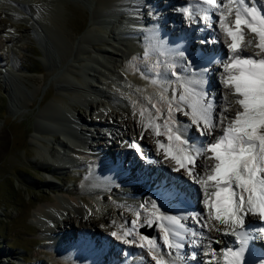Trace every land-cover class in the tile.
<instances>
[{
	"label": "snow or ice",
	"instance_id": "obj_1",
	"mask_svg": "<svg viewBox=\"0 0 264 264\" xmlns=\"http://www.w3.org/2000/svg\"><path fill=\"white\" fill-rule=\"evenodd\" d=\"M178 11L197 25H215L224 38L226 57L211 61L221 68L219 96L208 79L210 67H199L185 51L169 47L153 34L146 37L144 59L153 53L168 59L145 65L140 75L158 90L144 97L148 106L133 115L144 132L151 129L157 138L159 163H170L171 171L200 187L205 211L169 214L163 202L148 199L137 206L131 227L121 235L113 231L111 236L145 249L153 264H177L186 258L181 255L186 244L202 249L205 233L215 230L236 237L240 245L235 250L220 249L225 264H245L250 236L244 230L245 220L256 217L264 224V0H196L195 11L202 15H196L191 4ZM248 33L252 39H245ZM229 96L234 99L229 101ZM177 114L188 119L178 120ZM168 195L180 202L187 193L176 185ZM212 221L225 227H216ZM153 226L158 238L138 231ZM259 232L264 233V227ZM208 243L220 241L209 238ZM215 252L211 248L204 253L211 256L208 264H219ZM190 255L195 259L197 252Z\"/></svg>",
	"mask_w": 264,
	"mask_h": 264
},
{
	"label": "rangeland",
	"instance_id": "obj_2",
	"mask_svg": "<svg viewBox=\"0 0 264 264\" xmlns=\"http://www.w3.org/2000/svg\"><path fill=\"white\" fill-rule=\"evenodd\" d=\"M95 2L96 0H45L35 12L42 22L38 31L34 28V19L28 14L0 10V264H73L72 260L62 258L46 247L48 240L41 237L42 231L31 219L35 208L55 201V197L69 198L71 194L82 196L93 210L86 211L82 224L87 225L92 232L99 229L100 235L107 234L110 238L112 229L129 228L127 212L119 208L106 191L103 192V188L108 185L97 188L81 185L86 177L94 178L93 173L98 168L95 158L82 153L84 159H88L86 162L52 171L51 168L54 167L49 164V160L41 158L38 153L40 146L48 145L52 148L54 137L49 131L55 132L59 127V119L51 123L45 122L38 119V114L45 105L56 106L57 101L64 97H67L68 105L66 109H61L60 114H72L79 124L77 131L81 129L95 134L99 127L108 130L110 140L113 139L111 149L114 154L119 152L118 149L115 150L117 144H123L120 128L112 122L111 113L116 110V105L104 100L101 95L103 92L96 91L95 95L91 94L92 97L90 94L85 98L78 96L74 101L67 96L68 93H59L61 82L58 79L68 66L66 62L76 63L72 58L64 60L63 56H66L70 45L74 44L73 51L78 48L79 36L90 27ZM3 6L10 7L0 0V7ZM93 34L94 38L89 36L87 39H90L82 45L89 50L81 52L84 57L94 55L97 50L112 48L111 43L102 40L107 37L102 28H96ZM248 35L249 33L246 34ZM128 51L122 56L109 57L106 54L107 57H104L106 62L113 63L114 77H104L105 83L90 79L93 84H101L107 90L115 87L119 93L125 91L121 93V97L126 103V109L133 108L132 110L137 111L148 106L144 97L152 95L158 89L150 83V79H145L140 71H136V56ZM3 71L11 72L12 75L8 76L4 72L7 75L5 77L1 73ZM77 76H74L75 81L81 78ZM7 78L10 80L7 81ZM215 78L211 82V88L217 91L219 76L216 75ZM97 88H101L100 85ZM95 98L106 104L105 112L100 114L98 107L102 106ZM46 113L54 114L49 109ZM52 116L57 118L56 115ZM81 125L84 129L80 128ZM36 127L45 131L37 133L34 130ZM150 133L152 136V131ZM33 134L38 135L41 140H34ZM126 145L136 148L129 141ZM88 148L91 150V147ZM106 176L111 181L114 180L110 173H106ZM72 208L67 206L61 208L62 211L54 210L50 217L61 223L70 216L74 229L78 231L80 220L76 218V211ZM196 250L198 253L201 249Z\"/></svg>",
	"mask_w": 264,
	"mask_h": 264
},
{
	"label": "bare ground",
	"instance_id": "obj_3",
	"mask_svg": "<svg viewBox=\"0 0 264 264\" xmlns=\"http://www.w3.org/2000/svg\"><path fill=\"white\" fill-rule=\"evenodd\" d=\"M2 1L4 5L9 4L10 7L3 6L0 7V10L7 9L14 12L18 11V13L25 15L28 14L27 16H30L34 19L33 25L36 31H38L39 28L42 26L41 19L38 18L39 14L37 17L35 12L36 9L45 0H33V1L32 0H2ZM182 1L186 2V4L187 3L191 4L193 6L195 14L202 15V13L195 11L196 0H182ZM162 2L163 0L161 2H159V0H156L153 3L149 4L150 8L154 7V10L157 9V11H154V14L152 13L151 16H148L149 18L147 23L150 24L151 28L148 30L146 37L156 34L161 39H164L162 38V35H164L169 47L176 50L180 49L179 47H181V45L177 44L176 42L177 40L173 37L172 33L170 32L171 28L169 25V21L167 22L165 21L166 17L164 13L166 12V9L165 7L161 6ZM174 2L179 3L181 2V0H174ZM138 4H139L138 0H96L94 11L91 16L90 27L87 30H85V32H83L81 36H79L78 48L76 50L74 49L75 51H73L74 44L70 45L67 49L66 56H63L64 60L68 61V59L72 58L74 59L72 61H76V63L74 65L73 63L65 61L66 63H68L67 64L68 66L66 69L65 68L63 69L64 71L62 70L63 75L58 79L61 82L59 83V88H60L59 93L61 94L68 93L67 96L70 99L75 100V98H77L78 96L85 98L90 94V97H92L91 94L93 93V95H95L94 93L96 91L103 92L104 94L101 95L104 98V100H107L111 104L113 102L116 105L115 107L116 110H112L111 113L113 114L112 122L114 121L115 125L120 128L121 139L123 142V144L122 143L121 145L117 144V146L115 147V150L118 149L119 151L117 154L118 156L117 158L120 157V153H122L124 150L125 151L128 150L127 153L131 154L130 150L127 149V145H126L129 141L132 144L134 143L136 145H139V149L143 151V153L140 154L141 155L144 154V156L146 157L144 162H140V164L134 165L135 167L138 166L136 170H139V168H141V165L144 164L146 165V167L150 166L152 168L158 169L161 172L166 170L167 172L170 173L172 178L176 180H180L182 182H186L188 179L186 180V178L182 177L180 173H175L170 170L171 168L170 163L167 164L159 163L162 157L156 154L157 149H156L155 140L157 138L154 136V134H152L151 136L150 133L151 129H149L147 132H144L143 128L138 125L137 123L138 116L133 115V113L137 111L132 110L133 108L130 110L126 109L125 106L126 103L121 97L122 94L125 93V91L122 92L120 91L119 93V91L115 87H112L113 88L112 90H107L106 88H103L101 84H97V83L93 84L92 83L93 80L90 79L92 78L100 83H105L103 81L105 78L110 77V75L113 77L115 76V74L112 73L113 63L109 61L106 62L104 59L106 54L109 57L110 56L114 57V55L122 56L128 53L129 52L128 50H130L131 53L133 52L136 56L135 59L137 64L136 71L138 70L140 72L145 71L146 64L151 65L156 60L163 61L168 59L167 56H158L155 53H153L152 56H150L147 60L144 59L143 54L146 49L147 43L144 44L143 42L137 40L136 36L134 37L137 28L139 29L142 26L141 21H138L140 22L139 23L140 25H137V23L134 21L132 24L127 25V22H129L131 18L135 20L138 19L136 17L137 16L136 9L134 8ZM185 6L187 5L184 4L180 8H183ZM147 7L148 6H146L145 9ZM177 15L179 16L178 20H182L184 22L191 21L188 20L186 16L179 11ZM53 18H51L52 22H54ZM144 20L146 23L145 14H144ZM171 24L174 25L173 23ZM98 27L102 28V30H104V33H106L107 35V37L102 38V40L107 41V43L110 41L111 43L110 47L112 48H109L107 50H100V51L97 50L95 51L94 55L88 53L89 55L85 57L82 56L81 52L89 51L87 50V48H84L82 45L85 44V42H87V40L90 39V38L87 39L89 36H91V38L93 37L92 35H94L93 34L94 30H96V28ZM213 28L214 29L212 31L208 32L207 40L211 41L213 39L212 36L216 35L217 41L216 43H214V46L217 47L222 53L221 57L219 58L224 59L228 53V50L225 48V44L223 42L224 38L215 31V26H213ZM165 29H167L168 31ZM199 30L200 28L196 29V31ZM97 34L99 35L102 33H97ZM252 38L253 35L250 33L248 36H246V39H252ZM198 39H202V37ZM178 40H183V38L179 37ZM182 46L184 47L185 52L187 53L186 50L189 49L188 44ZM126 50L128 52H126ZM249 50L253 51V49H249ZM205 59L206 58L203 57L202 61ZM208 64H209L208 67L211 68V72L209 73L210 82H213L216 79L215 78L216 75L219 76L221 72V68L218 64L215 63L209 62ZM96 66H99L100 68H96ZM104 69L107 71H105ZM179 70L180 69L177 68V71ZM4 72L1 73L5 77H7V75L8 76L12 75L11 72H6L7 75ZM75 75H78L79 77L81 76V78L75 81L74 80ZM10 78H7V81L10 80ZM99 85L101 88H97V86L99 87ZM220 88H221L220 83H218V90L216 91L217 96H219ZM66 98L64 97L60 101H57L56 106H51L50 104L45 105L38 114L39 117L38 119H40L41 121L43 120L45 122L51 123V121L55 122L57 119H59L58 122L59 127L57 131L55 132L49 131L52 133L54 137V143L51 146L52 148H50L48 145L40 146L38 149L39 156L41 158H45L49 160L50 162L49 164L52 167H54L51 168L52 171L67 166H75L78 164L80 165V163L86 162L88 159L86 158L84 159L83 154H87L88 156L95 158L94 159L95 161L94 160L93 161L97 164L98 168H96L97 170L93 173L94 178L86 177L85 179H83V181L81 182L82 187L85 186V187L97 188L100 186L104 187L105 184L108 185L105 186V188H103L104 190L103 192L106 191L110 196H112V199L115 202V204L119 208H123V210L127 212L128 215L127 226L131 227L130 222L136 219L135 210H137V206L140 204L139 200L138 201H133V200L140 198L143 202H145L150 198L147 196L146 192L145 194H143L144 191H142L141 188L139 187L140 179L136 176V173L134 174L133 166L131 165L126 166L125 159H129V158L124 157L122 162L119 161L116 162L115 159L113 158V156H115L113 152L114 150L111 149V144L113 139L110 140L111 137L108 134L109 133L108 130L106 129L103 130L102 127H99L96 130L95 134L83 132V130L81 131V129L77 132L79 124H76L77 120L73 118V115L69 114V112L65 116H63V114H60L61 109L62 108L66 109V106L68 105V100ZM233 99L234 98L232 96H229V101H232ZM95 100L100 106H102V107H98L97 104V107L99 108L98 111L100 112V114L105 112L104 110L106 104L103 101L98 100L97 98H95ZM236 107H238V105H236ZM48 109L49 111L51 110V112L54 113L52 115H56L57 118L52 115H47L48 113H46V111ZM186 118L187 117H181L180 114H177L178 120L180 119L185 120ZM94 123H96V121ZM82 127L83 126L81 125L80 128ZM34 130H36L35 132L37 133H39L40 131L41 132L45 131L40 127H36L34 128ZM142 132H143V139H141ZM32 138L34 140H41V138H39L38 135L36 134H33ZM161 139H163V137H161ZM100 146H102V148ZM88 147H91V150H89L90 148ZM109 157H111L112 159L111 162L113 165H111L109 169H104L107 163H111L109 162V160H111ZM151 157L153 158V160H150L152 159ZM139 158L140 157H138V155L136 154L132 155V160L130 162L138 163L140 160ZM106 173H110L114 177V180L111 181V179H109V177L106 176ZM112 184L114 185L111 186ZM189 184L192 186L194 193L196 194L197 192L199 193L200 187L198 185L191 182ZM137 185L140 189L139 191L136 192L138 188ZM106 187H108V189H106ZM117 192L119 193L120 197L118 196L113 197V195H115L114 193ZM126 195H127V200H123L122 197ZM67 206H72L74 208V212L76 211V218L80 220V224L77 226L78 231L74 229L75 226L73 223V219L70 216H67L65 221L61 223L55 222L53 217H50V215L54 210L62 211L61 208H67ZM178 210H182L183 212L190 213L188 209L182 207H178ZM86 211H93L92 208L88 206L86 200L80 195L71 194L69 198L55 197V201H50L47 204H40L37 208H35L32 211L31 219L32 222H34L38 226V229L42 231L43 234H41V237L48 240L46 247L51 248L52 251L59 254L62 258L65 259L68 258L67 256L64 255V253H66L67 255L72 254V257H70L71 259L69 261L72 260L71 262L73 264H153V261H151L150 256L145 249H142L138 246L137 248L135 245H126L122 241L117 240L115 237L111 236V233H110V238L107 237L105 239L104 236L100 235L99 229H96L95 232H92V230L88 229L87 225L82 224L83 218L87 215ZM204 211H205L204 206L199 205L198 212L203 213ZM144 216L145 213L143 210H141L140 223H143ZM57 223H58V228H56ZM188 223L193 224L194 221H189ZM212 224L219 228L225 227V225H221L217 221H212ZM54 231L57 233H54ZM113 231H116L118 235H121L124 229L115 228L114 230L113 229L111 230V232ZM138 231L141 234L148 235L150 238L156 236L157 234L159 235V232L155 228V226H153V228L141 227L138 229ZM228 237L229 235H223L221 232L215 230L211 232H206L204 237V247L198 251V256H200V254L205 255L204 254L205 252H201V251L204 250L207 246L211 248L219 245V244L209 245L208 243L209 238L212 241L219 240L221 242L222 240ZM108 242L119 244L121 246V249L126 248L127 253L125 251L123 252L122 250H120L121 252L120 251L115 252L112 248L107 247L106 243ZM136 252L138 253L136 259L134 260L130 259L129 255ZM198 260L200 263L204 262L203 258H199ZM61 261H63V259ZM179 263H181V261L177 260V264Z\"/></svg>",
	"mask_w": 264,
	"mask_h": 264
},
{
	"label": "water",
	"instance_id": "obj_4",
	"mask_svg": "<svg viewBox=\"0 0 264 264\" xmlns=\"http://www.w3.org/2000/svg\"><path fill=\"white\" fill-rule=\"evenodd\" d=\"M113 21V20H112ZM129 24H132V21L131 20H129V22H127V25H129Z\"/></svg>",
	"mask_w": 264,
	"mask_h": 264
}]
</instances>
